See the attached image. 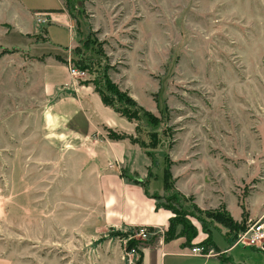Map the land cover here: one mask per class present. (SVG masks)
Returning a JSON list of instances; mask_svg holds the SVG:
<instances>
[{"label": "rangeland", "instance_id": "obj_1", "mask_svg": "<svg viewBox=\"0 0 264 264\" xmlns=\"http://www.w3.org/2000/svg\"><path fill=\"white\" fill-rule=\"evenodd\" d=\"M63 3L79 36L66 66L83 68V83L136 117L131 121L123 114L136 128L132 139H124L138 141L134 144L144 153L130 156L138 171L145 170L146 156L150 161L151 188L161 191L153 194L162 196L156 202L174 219L168 236L205 252H216L214 240L236 243L249 224L264 218V0ZM4 26L0 264H138L145 244L165 239L170 223L164 231L141 226L147 238L141 228L99 225L97 204L80 200L83 172L72 167L86 157L51 155L41 146V102L31 96L26 79L14 83L11 67L28 65L17 59L25 57L19 48L4 47L20 42L16 33L6 35ZM122 171L142 178L129 167ZM178 181L186 192L176 187ZM238 213L239 221L233 216ZM243 252L250 264H264V251Z\"/></svg>", "mask_w": 264, "mask_h": 264}, {"label": "crops", "instance_id": "obj_2", "mask_svg": "<svg viewBox=\"0 0 264 264\" xmlns=\"http://www.w3.org/2000/svg\"><path fill=\"white\" fill-rule=\"evenodd\" d=\"M4 24L10 26V31ZM0 25L5 27L6 35L14 32L22 42L4 47L15 46L25 55L16 57L27 63V69L12 66L10 74L17 77L15 84L26 79L31 96L41 102L37 123L43 129L38 128L42 148L51 155L86 157L72 167L83 172L85 186L80 200L97 204L99 225L153 226L164 231L171 211L157 210L156 199L141 184L122 175V169L129 167L144 179L150 165L148 157L145 155V170L138 171L130 156H144L139 146L129 139H112L105 130L135 134V123L106 105L93 84L72 76L66 66V61L75 57L79 36L63 0H0ZM44 97L50 102H42ZM176 187L186 192L179 181ZM147 189L150 194L161 192L151 188V180ZM233 216L242 219L240 213ZM227 233L226 238L232 241ZM214 242L216 252L199 255L192 253V247L181 237L166 241L160 236L144 247L141 264H250V256L243 251L252 247ZM239 247L242 250L236 252Z\"/></svg>", "mask_w": 264, "mask_h": 264}, {"label": "trees", "instance_id": "obj_3", "mask_svg": "<svg viewBox=\"0 0 264 264\" xmlns=\"http://www.w3.org/2000/svg\"><path fill=\"white\" fill-rule=\"evenodd\" d=\"M7 52V51H6ZM74 52H76V51H74ZM75 55H76V53H75ZM74 59V58H73ZM83 69V68H82ZM84 70V69H83ZM113 85V84H112ZM117 94H120V95H122V96H125L127 99H128V101H129V103H131V104H133L134 106H136L137 108H138V110H140V111H142V112H144L147 116H149V117H152L153 116V114H152V112H150L149 110H146L145 108H144V106H142V105H140L134 98H132L130 95H128V94H124V93H121V92H119V91H117ZM102 95V94H101ZM102 100H103V102L106 104V105H109V106H111L112 108H114L117 112H119V113H121L122 115L124 114L125 116H127L131 121L133 120V119H136V117L134 116V115H132V114H127L125 111H122L120 108H117L116 106H114L113 104H112V102H109L106 98H105V96H103L102 95ZM109 137L110 138H112V139H116V140H119V139H124V138H130V139H132V135H129V134H126V133H123V134H121V135H116L115 134V132H114V130H110L109 129ZM134 143H138V141H136V140H134ZM140 146H142L141 145V143H140ZM147 153V155L149 156V153L148 152H146ZM164 174H165V188L167 189V188H169L170 187V184H169V179H170V175H169V172L167 171V168H165L164 169ZM122 175L123 176H125V177H127L130 181H132V182H134V183H138V184H141L144 188H145V190H146V193L150 196V197H152V198H155V199H160L162 196H160L159 194H150L149 193V191H148V189H147V179H151V178H153L154 177V175H153V172H152V170L149 168L148 169V175H147V179L145 180V179H142V178H140L139 176H133V175H130L129 173H124L123 171H122ZM161 208V206L158 204V203H156V209L158 210V209H160ZM177 215H179V213L178 212H175ZM229 218L232 220V221H234V219H233V217L232 216H229ZM174 221V219L171 217L170 218V220H169V223H170V225H169V228H168V230H166L165 231V240L166 241H168V240H171V239H174L175 237L172 235V236H168V231H170V229H172V222ZM184 222H182V224H183ZM194 227V226H193ZM136 230H139L140 228H141V226H135L134 227ZM147 228H149V229H154V227L153 226H147ZM196 235V230H195V232H194V236ZM211 236V235H210ZM193 243V242H192ZM190 244V243H189ZM188 244V245H189ZM148 244H145V246L144 247H146ZM192 246H194L193 244H192ZM141 262H142V253H141V257H140V259L138 260V264H141Z\"/></svg>", "mask_w": 264, "mask_h": 264}, {"label": "built area", "instance_id": "obj_4", "mask_svg": "<svg viewBox=\"0 0 264 264\" xmlns=\"http://www.w3.org/2000/svg\"><path fill=\"white\" fill-rule=\"evenodd\" d=\"M69 71L74 77L79 78L85 76V72L82 69H79L76 65L71 64V62H69ZM147 233L146 227L140 229L139 234L144 238H147ZM240 237L241 238L236 241L237 244H243L264 251V218L255 220L249 224L248 229ZM191 252L199 255H208L210 253V251L205 252L199 246L192 247Z\"/></svg>", "mask_w": 264, "mask_h": 264}]
</instances>
